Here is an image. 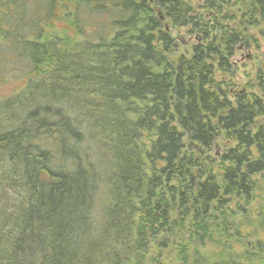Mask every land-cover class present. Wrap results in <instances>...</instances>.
<instances>
[{
    "label": "trees",
    "instance_id": "1",
    "mask_svg": "<svg viewBox=\"0 0 264 264\" xmlns=\"http://www.w3.org/2000/svg\"><path fill=\"white\" fill-rule=\"evenodd\" d=\"M166 20L210 38L183 0H0V86L25 82L0 102V264H264V74L216 77L245 38L224 26L171 58Z\"/></svg>",
    "mask_w": 264,
    "mask_h": 264
},
{
    "label": "rangeland",
    "instance_id": "2",
    "mask_svg": "<svg viewBox=\"0 0 264 264\" xmlns=\"http://www.w3.org/2000/svg\"><path fill=\"white\" fill-rule=\"evenodd\" d=\"M190 4V6L200 15L204 16V23L208 24L212 31H209L210 38L206 37L200 32H194V27L191 25L188 28L178 29L174 27L173 23L166 20L164 24L167 31L170 33L175 45V53L171 56L178 57L184 55L190 59L194 55L195 48L206 47L212 38L219 35L217 28L229 27L230 29H237L245 33L243 42L235 47L232 56L226 55L230 64V75L221 73L216 68V77L218 79H225L223 81L230 82L233 85L235 93L250 92L248 85L256 74L261 71L264 74V15L256 16L259 14L257 8H254V0H183ZM206 3H214L223 10L224 16H229L231 20L222 21L220 16H216V9H209ZM205 8V9H204ZM208 8V9H207ZM259 9V8H258ZM219 10V9H218ZM164 21V20H163ZM254 21H256L254 25ZM201 25V24H200ZM55 27L61 31H67V21L62 17L55 22ZM204 27V30L207 28ZM215 27V29H214ZM216 30V31H215ZM73 36V34H71ZM216 65V64H215ZM25 82H12L5 86H0V102L18 94L24 88ZM2 116H0V119ZM147 142V138L145 141ZM224 143V142H223ZM223 143L219 141L218 151L206 153L207 157L219 156L220 151H223ZM188 146L189 141H187ZM149 146V142L147 143ZM89 156L90 162L96 167L98 177H100V188L96 195L94 207V219L96 224L100 225L102 220L103 209L107 200V182L106 178L109 174V158L105 151L95 142L89 141ZM106 194V195H105Z\"/></svg>",
    "mask_w": 264,
    "mask_h": 264
}]
</instances>
